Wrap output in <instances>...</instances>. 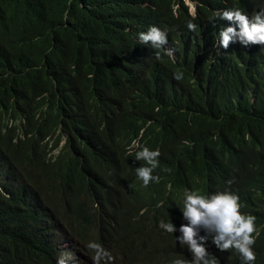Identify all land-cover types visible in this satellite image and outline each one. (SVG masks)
<instances>
[{
    "label": "trees",
    "instance_id": "trees-1",
    "mask_svg": "<svg viewBox=\"0 0 264 264\" xmlns=\"http://www.w3.org/2000/svg\"><path fill=\"white\" fill-rule=\"evenodd\" d=\"M233 1L200 0L198 18L215 23ZM241 2L251 13L262 0ZM189 19L184 0H0V264H94L89 242L107 250L101 264H134L110 202L95 206L47 157L49 127L100 106L121 107L127 128L144 121L187 152L195 143L202 164L244 165L236 178L250 186H240L244 212L256 217L264 264V46L238 47L230 71L213 43L195 60L199 40L188 35L165 61L168 92L139 86L148 54L135 34Z\"/></svg>",
    "mask_w": 264,
    "mask_h": 264
},
{
    "label": "clouds",
    "instance_id": "clouds-1",
    "mask_svg": "<svg viewBox=\"0 0 264 264\" xmlns=\"http://www.w3.org/2000/svg\"><path fill=\"white\" fill-rule=\"evenodd\" d=\"M184 3L193 21L158 23L135 34L148 54L136 67L139 86L168 92L165 61L173 59L188 35L199 40L195 60L213 43L230 71L238 68L233 62L238 47L264 46V0L251 13L241 0L226 2L228 7L213 14L215 23L198 18L200 0ZM173 76L180 79L182 73ZM123 122L121 107L83 110L72 113L67 122L59 119L48 128L44 141L48 160L59 175L90 191L95 206L109 201L122 218L134 264H255L256 217L244 212L240 189L250 186L236 178L244 165L233 168L226 156L219 158L220 163L202 164L195 143L187 152L173 135L163 141L161 131H153L144 121L131 128ZM70 124L76 129L67 128ZM72 158L80 164V173L67 168L75 163ZM87 246L94 252V264L110 259L100 244ZM57 264H64L63 259Z\"/></svg>",
    "mask_w": 264,
    "mask_h": 264
},
{
    "label": "bare ground",
    "instance_id": "bare-ground-1",
    "mask_svg": "<svg viewBox=\"0 0 264 264\" xmlns=\"http://www.w3.org/2000/svg\"><path fill=\"white\" fill-rule=\"evenodd\" d=\"M169 19V18H168ZM160 20V19H159ZM171 20V19H170ZM162 21V20H161ZM62 46V45H61ZM228 63H231V61H229ZM141 76H138V78L137 79H139ZM73 95H74V93H73ZM77 96V95H76ZM79 102V101H78ZM113 165H115L114 163H113ZM8 175H9V170H8ZM153 188V187H152ZM33 191V190H32ZM42 208H45V207H42ZM113 217V216H112ZM110 218V217H109ZM7 220V219H6ZM8 222V221H7ZM16 223V222H15ZM111 223V222H110ZM109 223V224H110ZM3 225V224H2ZM110 226H112V225H110ZM111 228V227H110ZM108 229V228H107ZM110 231V230H109ZM90 232V231H89ZM91 233V232H90ZM111 233V232H110ZM89 236H90V234H89ZM91 239V238H90ZM92 240V239H91ZM74 248V247H73Z\"/></svg>",
    "mask_w": 264,
    "mask_h": 264
}]
</instances>
